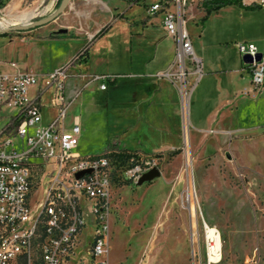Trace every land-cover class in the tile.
<instances>
[{
  "label": "rangeland",
  "instance_id": "rangeland-1",
  "mask_svg": "<svg viewBox=\"0 0 264 264\" xmlns=\"http://www.w3.org/2000/svg\"><path fill=\"white\" fill-rule=\"evenodd\" d=\"M152 1L70 0L54 20L78 14L97 16L111 10L123 15L120 2L139 4L143 13H149ZM202 1L182 0L183 17L190 21L202 15L205 10ZM58 2L0 0V25L14 26L53 14L60 5ZM233 5L235 8L223 6L204 20L197 18L189 23L197 28L204 26L206 35L211 24L223 25L224 31L218 27L221 32L213 35L207 48L208 58L220 62L223 68L235 64V57L244 63L236 42L240 40L237 33H242L238 13L243 6ZM140 24L141 21L132 23L131 28L114 25L91 51L89 62L93 73L119 76L116 83L107 82L106 89L100 87L102 80L91 81L68 109L67 128L72 127L76 116L81 117L82 131L76 150L82 154L100 152L105 146L113 148L117 146L116 139L121 141L124 131L117 129L122 125L117 116L131 100L125 83L139 78L132 75L168 78L158 76L157 71L156 34L163 32L156 28L141 29ZM18 31L7 27L4 32ZM191 35L199 53L200 37ZM60 53L56 45H46L42 64L53 63ZM172 86L176 87L174 83ZM196 96L193 87L189 100L182 104L179 128L177 123L167 129L172 133L150 128L144 134L148 147L142 146L156 158V166L161 169L159 176L141 183L125 179L120 174L122 166L117 161L120 158L113 155L111 264H264V128L259 129L264 126V106L253 108L250 113L236 111L234 106V110L222 109L198 121L190 114L191 100ZM53 99V90H48L42 102L53 105ZM214 100L206 99V107L211 108ZM191 120L198 122L201 129L192 126ZM141 138L138 136L137 141ZM206 223L221 235L220 259L216 261L210 259L212 242ZM91 229L89 223L88 231Z\"/></svg>",
  "mask_w": 264,
  "mask_h": 264
},
{
  "label": "built area",
  "instance_id": "built-area-1",
  "mask_svg": "<svg viewBox=\"0 0 264 264\" xmlns=\"http://www.w3.org/2000/svg\"><path fill=\"white\" fill-rule=\"evenodd\" d=\"M182 3L155 0L149 10L163 13L166 31L178 40L174 63L158 76L173 80L185 103L196 83H191L190 75L201 74L202 61L194 51ZM237 46L242 56H253L247 66L261 92L264 51L258 60L261 50L255 42L238 41ZM80 57L78 53L46 73L21 70L15 61L11 62L15 70L0 72V118L6 109L14 110L0 127V264H111L113 155L123 154L117 159L120 174L135 183L156 166V158L143 149L115 144L97 153L76 150L81 125L75 117L72 127H66L75 98L67 95L66 86ZM77 74L83 87L99 79L101 88L116 76L89 71ZM48 90L54 92L56 114L44 122L42 100ZM38 157L42 160L36 161ZM79 171L84 172L78 176Z\"/></svg>",
  "mask_w": 264,
  "mask_h": 264
},
{
  "label": "crops",
  "instance_id": "crops-1",
  "mask_svg": "<svg viewBox=\"0 0 264 264\" xmlns=\"http://www.w3.org/2000/svg\"><path fill=\"white\" fill-rule=\"evenodd\" d=\"M236 3L245 7L244 9L240 7V12L238 13L242 33H237V37L240 40L236 42H255L259 46V49L264 51V0H240ZM255 3L258 5L253 6ZM233 4H228L229 8H235L232 7L234 6ZM119 7L123 15L116 14L115 10L107 11L97 16L93 15V13L85 15L76 13L78 15L74 18H63L62 16L56 21L52 20L33 28L20 30L17 33L1 34L0 54H2L3 58H0V70H15L11 65V62L15 61L21 70L32 69L39 73H46L57 66L71 61L80 53L81 49L87 47V53L76 61L72 68V74L67 80L66 93L69 97L74 96L76 98L81 89L85 87H83L84 81L77 73L79 71L92 72V64L89 62V59L94 46L102 41L114 25L131 28L132 23L139 21L142 23L140 24L141 29L156 28L163 32V34H156L157 61L159 63L157 71L170 68L176 59L178 40L166 31L163 25V13L161 11L143 13L141 5H126V2H120ZM205 13L206 10L197 18L202 19ZM197 18L190 21L187 20V29L190 35L194 33L200 37L199 53L195 48L194 51L202 61L201 74L198 76L194 73L190 75L191 83L196 82L194 87L195 92H197L195 100L194 98L191 100V117H195L199 121L200 118H208L213 113L222 109H226L227 111L234 110V106H236V111H246L249 113L253 108L259 109V107H263L264 89L260 92L255 88L247 62L240 63L239 58L235 57L233 59L236 62L235 64L223 68L220 62L214 63L208 58L207 48L210 45L209 41L214 37L213 35L216 36L217 32H221L218 31V27L224 31L223 25L211 24L209 33L207 32L206 35L203 31L204 26L197 28L189 24L194 23ZM108 23H110L108 30L103 35L93 38L96 32ZM62 27L66 28V30L60 31ZM191 38L193 41L192 35ZM46 45H56L61 50L60 56L48 65L42 64L41 59V55L46 50ZM233 48L236 50V47ZM118 76L109 78L106 82L116 83ZM132 76H139V78L129 79L125 83L132 94L131 100H129L117 116L118 119L122 120V125L117 129L119 131L123 130L124 136L120 137L121 141L118 139L115 141L117 144L119 142L123 147L125 146L129 149H143L147 151L149 150L147 148L148 142L143 137L150 128L153 130L162 129L163 133H172L167 129L174 127V124L177 123V127H180V118L181 114H183V100L181 93L179 94L176 89V83L169 78L159 80L155 77H143L142 74ZM173 83L176 87L172 86ZM170 86L173 87V90L172 88L170 89ZM79 89L80 91L76 95ZM211 97L215 98V102L208 109L205 101ZM192 102H195V105ZM13 112L14 110L6 109L4 115L0 118V127L10 120ZM206 112L208 113L205 114ZM55 114L56 109L54 105L45 104L43 106L44 122H48ZM76 117L81 121L79 115ZM1 121L3 122L2 124ZM191 121L192 126L197 130L201 129L198 122ZM263 128L264 126H261L259 129ZM138 136L142 137L139 142L137 141ZM114 144L116 143L114 142ZM136 144L138 146H134Z\"/></svg>",
  "mask_w": 264,
  "mask_h": 264
},
{
  "label": "water",
  "instance_id": "water-1",
  "mask_svg": "<svg viewBox=\"0 0 264 264\" xmlns=\"http://www.w3.org/2000/svg\"><path fill=\"white\" fill-rule=\"evenodd\" d=\"M69 1L70 0H62L60 2V5L57 9V11L53 14H50V15H47V16H44V17H39L33 21H30V22H27V23H22V24H18V25H14V26H11V25H8L7 27H10V28H15V29H18V30H24V29H29V28H33V27H36V26H39V25H42L44 23H47L49 21H52L54 20L60 13H62L64 11V9L67 7V5L69 4ZM7 27H2L0 25V31H6ZM66 28L62 27L60 29V31H65ZM262 53L263 51H258L257 55H256V59H261L262 57ZM243 59L245 62L247 63H251L253 61V56L251 54H245L243 56ZM227 156L230 158L231 155L230 153L227 151ZM84 171H79L77 173V175H81ZM161 173V169L159 168V166H153L152 168H150L149 170H147L146 172H144L139 181L138 182H143L145 180H148V179H153L155 178L156 176H159Z\"/></svg>",
  "mask_w": 264,
  "mask_h": 264
},
{
  "label": "trees",
  "instance_id": "trees-1",
  "mask_svg": "<svg viewBox=\"0 0 264 264\" xmlns=\"http://www.w3.org/2000/svg\"><path fill=\"white\" fill-rule=\"evenodd\" d=\"M62 0H59V4ZM240 0H203V5L204 8L206 10V13L204 14V16L202 17V19L204 20L205 18H207L211 12L219 10L221 7L228 5V4H232V3H236L239 2ZM258 4H254L253 6H257ZM110 27V23L106 24L105 26H103L98 32H96V34L93 36V38L99 37L101 35H103L108 28ZM7 32L4 31H0V35L1 34H6ZM87 47H84L83 49H81L80 51V55L83 56L84 54L87 53ZM114 155L116 156V158H122L123 154L122 153H114Z\"/></svg>",
  "mask_w": 264,
  "mask_h": 264
},
{
  "label": "bare ground",
  "instance_id": "bare-ground-1",
  "mask_svg": "<svg viewBox=\"0 0 264 264\" xmlns=\"http://www.w3.org/2000/svg\"><path fill=\"white\" fill-rule=\"evenodd\" d=\"M95 1H100V0H95ZM5 25H8V24H5ZM206 229L208 233V239L210 242H212L210 245L211 246L210 247V251H211L210 259L214 261L219 260L220 250L222 248L220 232L216 228L209 226L207 223H206Z\"/></svg>",
  "mask_w": 264,
  "mask_h": 264
}]
</instances>
